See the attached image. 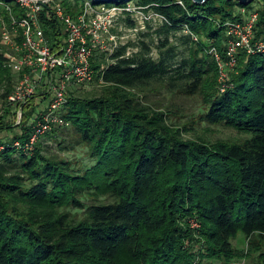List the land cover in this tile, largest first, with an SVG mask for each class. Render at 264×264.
<instances>
[{
	"label": "trees",
	"instance_id": "obj_1",
	"mask_svg": "<svg viewBox=\"0 0 264 264\" xmlns=\"http://www.w3.org/2000/svg\"><path fill=\"white\" fill-rule=\"evenodd\" d=\"M0 1L9 7L0 8V264H264V52L241 50L224 91L209 52L214 46L224 58V23L240 19L242 9H256L254 39L264 41V0L93 1L132 2L162 14L167 22L155 33L186 30L187 57L177 62L167 39L95 50L101 90L79 95L83 86L71 85L57 111L65 123H51L29 148L43 111L24 113L36 93L19 123L10 118L15 111L6 99L20 73L9 65L5 53L12 50L2 36L3 28L12 35V16L26 10ZM84 2L52 0L40 11L54 49L65 36L54 6L76 16ZM123 21L134 24L129 15ZM13 40L22 42L19 32ZM165 78L177 93L201 95L199 121L245 137H184L188 126L168 122L169 105L148 98ZM11 131L7 140L2 134ZM47 138L60 151L85 147L91 163L48 153ZM239 235L246 249L233 243Z\"/></svg>",
	"mask_w": 264,
	"mask_h": 264
},
{
	"label": "built area",
	"instance_id": "obj_2",
	"mask_svg": "<svg viewBox=\"0 0 264 264\" xmlns=\"http://www.w3.org/2000/svg\"><path fill=\"white\" fill-rule=\"evenodd\" d=\"M15 1L26 10V15L12 16V35L3 28L2 36L3 42L12 50L5 53L9 65L13 71L20 73L6 99L7 104L15 111L16 123L20 122L22 108L31 96L41 89L49 95L47 109L43 111L41 121L34 126L26 144L27 148L49 130L51 123H65L57 111L66 103L67 90L71 85L85 87L94 82L95 71L91 58L95 50L112 51L119 45L118 40L125 37L114 35L111 30L113 26L124 20L127 15L134 22L128 30L134 33L146 29L149 25L155 26L156 22H167L162 14L136 6L132 2L108 5L105 2L94 3L95 0H85L83 10L76 16L66 12L60 5H55L54 12L63 25L65 36L58 48L54 49L39 17L42 8L52 0H44L45 5L39 4L37 0ZM3 7L9 9L0 1V8ZM241 14L240 19L224 23L227 37L224 58L216 47L209 49L218 65L221 91L228 86L229 72L234 70L241 50L251 54L264 52V41L254 39L258 12L256 9H242ZM18 32L22 36L21 43H15L13 40ZM15 145L20 147L19 142H15Z\"/></svg>",
	"mask_w": 264,
	"mask_h": 264
},
{
	"label": "rangeland",
	"instance_id": "obj_3",
	"mask_svg": "<svg viewBox=\"0 0 264 264\" xmlns=\"http://www.w3.org/2000/svg\"><path fill=\"white\" fill-rule=\"evenodd\" d=\"M116 2L122 1V0H115ZM261 1L256 2V6H260ZM162 24L160 22H156L155 26H147L146 29H143L139 32H130L128 30L129 26L126 23V21L120 20L115 26L112 27L115 31L112 33L117 36H125L123 39L118 40V44L120 42H132L136 44L138 40L144 39H154L155 44L158 43L159 40L167 39L168 42L175 46V51L177 53V56L175 60L178 62L182 60L183 58L187 57L188 54V46L189 43L186 41L187 31L186 30H174L169 32H161L160 34H156L155 31L160 28ZM111 29V30H112ZM107 42H109L107 40ZM133 48V47H130ZM163 52H165L166 47L162 48ZM98 51V50H96ZM98 53H102V51H98ZM158 49L153 47V56L155 58L158 57ZM176 64H173L172 69L175 68ZM173 72L169 71L167 74H172ZM170 80L169 78H165L164 84L162 83V88L160 86H157L156 89L151 90V93L149 94V99L152 101H156L158 103L163 102L164 104L169 105V108L171 109V114L168 117L169 123H174L179 126L187 125L188 130L183 133V136L186 138H197L201 137L207 140H216V139H230V140H237L240 138H244V134H240L236 130L226 127L223 125H209L206 122L199 121V114L203 112L204 106L202 102V97L199 94H195L193 96H186L182 93H177L176 87L178 86H171L168 87L166 83H168ZM218 81V77H217ZM170 84V83H169ZM173 84V82H171ZM159 89V90H158ZM77 91L75 93L79 95H94L97 94L101 90V86L94 82L89 86H85L82 88L76 89ZM157 90V91H156ZM44 91L41 89V91L37 92V95L33 99V104L26 106L24 108V113L29 112L33 108L36 109V111H44L47 109V105L49 103V95L48 98L44 99L45 94H43ZM1 106V102H0ZM1 112V111H0ZM12 120H17L15 116H10ZM22 120V117L20 121ZM62 137L69 138L68 132L70 130L69 127H63L60 128ZM17 131V130H16ZM15 132H4L2 135L7 136V140L12 139ZM46 144L49 146L47 152L52 153H59L60 150H58L55 142L52 139L47 138ZM63 156L68 157L69 159L75 160L76 162H80L81 164H89L91 163V158L86 153V148L83 146H77L74 150H63L60 151ZM102 201H107V199L102 197ZM233 243L237 248L240 249H246V240L244 237L239 235L237 239L233 240ZM240 264H254V261L252 259L244 260L240 262Z\"/></svg>",
	"mask_w": 264,
	"mask_h": 264
},
{
	"label": "water",
	"instance_id": "obj_4",
	"mask_svg": "<svg viewBox=\"0 0 264 264\" xmlns=\"http://www.w3.org/2000/svg\"><path fill=\"white\" fill-rule=\"evenodd\" d=\"M39 4H43V1L44 0H37ZM95 1H107V2H110L112 0H95ZM193 2L195 3H203L207 0H192ZM253 0H238V2H240L241 4H244V5H247V4H250ZM45 5V4H43Z\"/></svg>",
	"mask_w": 264,
	"mask_h": 264
}]
</instances>
